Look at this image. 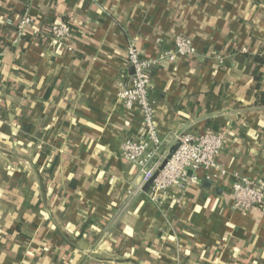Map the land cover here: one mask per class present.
I'll return each mask as SVG.
<instances>
[{
    "label": "crops",
    "instance_id": "1",
    "mask_svg": "<svg viewBox=\"0 0 264 264\" xmlns=\"http://www.w3.org/2000/svg\"><path fill=\"white\" fill-rule=\"evenodd\" d=\"M25 8L38 31L14 42ZM59 21L71 53L48 39ZM178 34L196 54L151 70L158 135L169 150L221 131L218 163L264 182V63L255 80L246 57L264 58V0H0V264H264V213L233 209L211 170L157 203L139 194L110 229L140 181L120 153L140 124L116 94L126 47L153 57Z\"/></svg>",
    "mask_w": 264,
    "mask_h": 264
},
{
    "label": "built area",
    "instance_id": "2",
    "mask_svg": "<svg viewBox=\"0 0 264 264\" xmlns=\"http://www.w3.org/2000/svg\"><path fill=\"white\" fill-rule=\"evenodd\" d=\"M8 23L15 25L14 42L26 36L28 32L35 34L38 31L27 8L13 21L8 19ZM71 36V26L65 21L49 25L50 43L63 46L70 53L73 51ZM195 54L196 48L192 40L181 34L174 37L172 49L160 51L153 57L142 56L134 41H130L126 47V62L131 72L116 94L126 108L137 107L140 112V124L136 136L126 137L123 140L120 153L125 160L136 166L140 181L126 192L122 204L110 223L111 230L139 194L144 193L157 203L169 189L184 193L190 184L197 183L195 172L198 169L213 171L211 176L216 180L231 177L230 196L233 209L248 211L257 208L264 213V182L235 172L230 173L218 163L217 156L224 139L221 131L207 128L198 134L190 131L179 133L175 139L178 143L177 148L165 161L168 147L158 135L154 123V105L149 95L150 73L163 60L173 61L176 57ZM151 179L148 190L143 191L144 184ZM104 232L108 231L104 229Z\"/></svg>",
    "mask_w": 264,
    "mask_h": 264
},
{
    "label": "trees",
    "instance_id": "3",
    "mask_svg": "<svg viewBox=\"0 0 264 264\" xmlns=\"http://www.w3.org/2000/svg\"><path fill=\"white\" fill-rule=\"evenodd\" d=\"M13 29L15 30V25L13 24ZM46 33V31H45ZM21 40V39H20ZM247 65L250 66L251 64L255 63V68L251 71L252 75L254 76L255 80H259L260 74L258 72V68L261 66V64L264 63V58L260 57V56H249L247 55ZM260 102L264 103V98L260 99Z\"/></svg>",
    "mask_w": 264,
    "mask_h": 264
},
{
    "label": "water",
    "instance_id": "4",
    "mask_svg": "<svg viewBox=\"0 0 264 264\" xmlns=\"http://www.w3.org/2000/svg\"><path fill=\"white\" fill-rule=\"evenodd\" d=\"M131 69V68H130ZM177 145H178V143L176 142V143H174L170 148H169V150H168V154H167V157H166V159H165V161L173 154V152L175 151V149L177 148ZM164 161V162H165ZM151 182H152V179L151 180H149L147 183H145L144 184V186H143V191H147L148 190V188H149V186H150V184H151ZM208 183H209V181H206L205 182V187H208ZM215 191H219V189H216Z\"/></svg>",
    "mask_w": 264,
    "mask_h": 264
}]
</instances>
